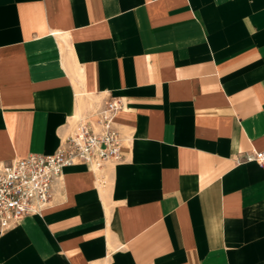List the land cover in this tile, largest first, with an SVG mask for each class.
Returning a JSON list of instances; mask_svg holds the SVG:
<instances>
[{"label":"crops","instance_id":"0c3cea01","mask_svg":"<svg viewBox=\"0 0 264 264\" xmlns=\"http://www.w3.org/2000/svg\"><path fill=\"white\" fill-rule=\"evenodd\" d=\"M111 96L120 160L66 166L0 264H264V0H0V160Z\"/></svg>","mask_w":264,"mask_h":264},{"label":"built area","instance_id":"2783aa9c","mask_svg":"<svg viewBox=\"0 0 264 264\" xmlns=\"http://www.w3.org/2000/svg\"><path fill=\"white\" fill-rule=\"evenodd\" d=\"M122 108L121 98L111 96L95 110V121L79 118L55 152L0 160V233L51 206L54 187L66 166L86 164L99 171L120 160L122 139L116 116ZM245 159L264 167V149L252 150Z\"/></svg>","mask_w":264,"mask_h":264}]
</instances>
